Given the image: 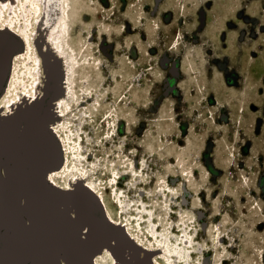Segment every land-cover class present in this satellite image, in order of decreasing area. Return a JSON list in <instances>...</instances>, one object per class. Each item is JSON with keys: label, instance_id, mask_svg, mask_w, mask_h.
<instances>
[{"label": "rangeland", "instance_id": "1", "mask_svg": "<svg viewBox=\"0 0 264 264\" xmlns=\"http://www.w3.org/2000/svg\"><path fill=\"white\" fill-rule=\"evenodd\" d=\"M21 1L5 16L25 27ZM71 1L73 43L97 68L76 79L62 39L74 74L59 126L97 160L94 178L134 164L131 195L173 192L195 262L264 264V0Z\"/></svg>", "mask_w": 264, "mask_h": 264}, {"label": "bare ground", "instance_id": "2", "mask_svg": "<svg viewBox=\"0 0 264 264\" xmlns=\"http://www.w3.org/2000/svg\"><path fill=\"white\" fill-rule=\"evenodd\" d=\"M22 2L32 13V19L29 18L27 24L23 19L27 17L21 13L25 27L17 25L18 21L8 20L5 16V8L14 5L12 0H0V31L16 36L21 43L20 49L13 56L8 79L0 93V127L20 121L25 112L35 107L41 101L47 81L50 79L53 82L54 95L47 107L45 129L54 134L60 142L63 162L59 168L47 172L46 179L59 194L71 193L77 199L81 193L96 197L112 225L111 230L103 229L100 234L102 247L96 249L88 245L86 251L78 252L79 260L63 255L61 264H145L146 261L151 264L200 263L194 261L196 251L194 228L187 223L183 213L178 214L180 220L173 218L175 211L172 191L163 188L165 190L157 195L152 193L153 198L150 200L143 198L144 191L132 196L131 193L138 190L134 182L140 177V172L134 164L131 170L124 169L125 163L116 162L111 166L108 164L105 169L108 181H104V178L97 181L98 179L94 178L100 168L97 160L90 158V154L84 149L83 141L63 133L59 126L62 106L67 105L65 96L70 89L69 76L74 74L72 59L68 57L69 53L66 46L62 45V39L70 42L77 55L79 66L75 69L76 79L82 67H90L93 70L97 68L91 58L85 57L86 55L80 56L82 52L80 42L73 43L70 27L72 1L22 0ZM32 64H36L35 67ZM39 73H42V78H38L36 82ZM24 79L26 82L30 81V85L21 88L22 85L18 86V81L21 83ZM8 93L13 97L10 98ZM88 94L89 98L93 97V94ZM84 98L78 103L82 104ZM110 116L103 121H107ZM29 123L22 126L20 137L26 135ZM108 142L109 139L105 144ZM110 160L109 156L106 161ZM4 175L6 178L10 176L6 167ZM75 202L60 201V206L72 216L78 234L84 239H90L98 233V223L92 218L87 219L80 215ZM20 213L28 218L30 227L37 234V220L33 217V211L29 209L25 196ZM216 228L217 230H213L215 241L222 233L217 237L220 228ZM8 240L7 230L0 231V264H5V247L2 245ZM40 246L42 252L46 253L47 248L42 240Z\"/></svg>", "mask_w": 264, "mask_h": 264}, {"label": "water", "instance_id": "3", "mask_svg": "<svg viewBox=\"0 0 264 264\" xmlns=\"http://www.w3.org/2000/svg\"><path fill=\"white\" fill-rule=\"evenodd\" d=\"M20 47L16 36L0 31V93L8 79L13 56ZM52 83L50 79L47 81L41 101L25 112L20 121L0 127V231L7 230L9 234V240L2 245L5 264H61L63 255L79 260L78 252L86 251L88 245L96 249L102 247V230L112 229L96 197L81 193L77 199L71 193L59 194L46 179L45 174L59 168L63 162L60 142L45 129L47 107L54 95ZM28 123L26 135L20 137L22 126ZM4 167L9 178L4 175ZM24 196L37 220V234L28 218L20 213ZM60 201H76L80 215L98 223V233L90 239L82 238ZM40 240L47 248L46 253L42 252ZM145 264L151 263L146 261Z\"/></svg>", "mask_w": 264, "mask_h": 264}, {"label": "snow or ice", "instance_id": "4", "mask_svg": "<svg viewBox=\"0 0 264 264\" xmlns=\"http://www.w3.org/2000/svg\"><path fill=\"white\" fill-rule=\"evenodd\" d=\"M49 179H51V178H49ZM88 229H85V231H87Z\"/></svg>", "mask_w": 264, "mask_h": 264}, {"label": "flooded vegetation", "instance_id": "5", "mask_svg": "<svg viewBox=\"0 0 264 264\" xmlns=\"http://www.w3.org/2000/svg\"><path fill=\"white\" fill-rule=\"evenodd\" d=\"M203 15V12L201 13V16Z\"/></svg>", "mask_w": 264, "mask_h": 264}]
</instances>
